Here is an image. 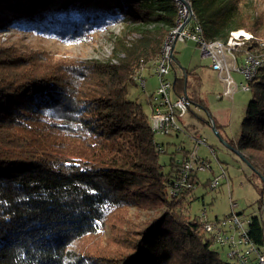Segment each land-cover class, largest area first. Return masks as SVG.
Instances as JSON below:
<instances>
[{"label":"trees","instance_id":"obj_1","mask_svg":"<svg viewBox=\"0 0 264 264\" xmlns=\"http://www.w3.org/2000/svg\"><path fill=\"white\" fill-rule=\"evenodd\" d=\"M237 2L191 0L206 39L225 41L235 30L230 20ZM175 19L174 0H0V30L70 43L120 22L139 34L121 46L122 57L117 53L105 62H52L0 50V264H91L88 255L71 256L69 245L128 206L164 213L132 229L117 252L94 257L96 264H237L204 232L202 217L184 214L190 189L169 194L179 177L176 152L169 153L163 171L159 156L165 152L156 150L151 111L146 115L128 98L127 86L137 85L135 72L159 57ZM246 44L257 45L253 39ZM171 73L174 95L186 94L207 111L194 70L181 69L173 59ZM249 92L240 130L224 146L243 156L263 197L264 62ZM186 113L209 124L193 108ZM247 235L264 249L259 216L249 218Z\"/></svg>","mask_w":264,"mask_h":264},{"label":"rangeland","instance_id":"obj_2","mask_svg":"<svg viewBox=\"0 0 264 264\" xmlns=\"http://www.w3.org/2000/svg\"><path fill=\"white\" fill-rule=\"evenodd\" d=\"M198 20V19H197ZM230 23L235 30L228 33L225 41L230 39L231 33L244 32L251 35L255 44L264 43V0H238L237 8L233 10ZM242 25L245 28H237ZM246 27H251L254 32H249ZM168 34L165 36L162 46ZM139 38V34L132 32L129 25L120 22L113 23L105 30L93 36V38L82 42H63L53 37L28 32L25 30L6 28L0 30V50L4 52H15L21 55L35 56L38 60L55 61H81L95 60L105 62L117 53L123 56L121 46H129L133 39ZM220 40V39H219ZM224 41V40H222ZM246 36L240 35L234 38L236 46L242 53L247 51ZM254 48V46H253ZM256 48V47H255ZM264 62V47L257 48ZM174 59L181 69L194 70L201 79L199 89L200 98L204 101L207 111L200 110L198 116L203 119L211 118L220 126L219 137H217L211 126L191 117L189 113L178 115V126L181 130L178 136L155 135V143H159L162 153L159 163L163 171H167L169 153L164 143L174 142L181 145L187 151L194 152L202 157L209 165V169L203 172H193L195 181L190 187V194L185 198L183 212L189 217L200 216L214 220L221 219L231 214H237L241 218L259 216L262 220V239L264 240V195L260 196L258 187L260 182L252 173L249 166L240 158L234 156L219 140L233 138L240 130L241 120L245 116V109L250 99V92L236 90L231 96H224L223 84L218 73L211 70L210 62L202 58L200 51L192 41L176 42L173 49ZM237 52V54H241ZM113 62H115L113 60ZM151 66L141 64L133 76L144 79L143 90L139 83L128 85V98L136 100L143 108L146 115L150 113L147 103L148 96H152L158 87V79L151 75ZM170 74V79L173 78ZM235 81H242V77L232 73ZM151 94V95H150ZM190 126V131L186 127ZM201 138L205 144L192 142V138ZM210 148V150L208 149ZM173 151V150H172ZM179 151L180 153H178ZM180 158L190 159L188 152L180 148L175 150ZM216 181V185L212 186ZM197 182V183H196ZM192 197V200L189 198ZM164 213V209L146 210L137 206H128L110 214L106 222L100 226L97 232L84 236L79 241L71 243L68 251L71 256L88 255L91 264H96L94 257L110 256L124 246L126 235L132 229H141L147 226L153 219ZM222 259H226L221 254Z\"/></svg>","mask_w":264,"mask_h":264},{"label":"built area","instance_id":"obj_3","mask_svg":"<svg viewBox=\"0 0 264 264\" xmlns=\"http://www.w3.org/2000/svg\"><path fill=\"white\" fill-rule=\"evenodd\" d=\"M174 0L176 6L175 26L169 31L163 47H161L159 57L153 62L152 74L158 79V87L153 93L154 105L150 113V127L155 135H169L180 132L177 124L178 115L185 114L189 108L199 110L192 104L186 94L176 96L173 93L170 79L173 63V49L176 42L192 41L200 51L202 58L210 62L212 70L216 71L223 84V95L231 96L236 90L249 91V84L255 78L258 68L263 63L257 48L264 47V43H257L254 48L242 53L236 46L234 38L236 33H231L228 41L219 39L209 40L203 36L201 23L197 20L191 0ZM252 38L246 34V39ZM240 52L241 54H237ZM242 77V81L237 82L232 77V73ZM134 80L144 87V79L134 77ZM197 144H205L204 139H198ZM209 149V148H208ZM156 150L162 153L160 144H156ZM177 158L180 164L179 177L169 187L171 196L178 194L185 188L190 189L194 183L192 181L193 172H203L209 169L208 163L191 153L190 159ZM216 185V181L212 186ZM203 230L208 234L214 244L223 247L230 259L237 264H264V249L260 251L248 238L249 218H241L237 214H231L221 219L209 220L202 217Z\"/></svg>","mask_w":264,"mask_h":264},{"label":"crops","instance_id":"obj_4","mask_svg":"<svg viewBox=\"0 0 264 264\" xmlns=\"http://www.w3.org/2000/svg\"><path fill=\"white\" fill-rule=\"evenodd\" d=\"M173 55H174V54H173ZM208 67L211 69L210 65H208ZM211 70H212V69H211ZM213 71H214V70H213ZM178 72H179V71H178ZM215 72H216V71H215ZM151 75H153V74H151ZM218 76H219V75H218ZM151 94H153V93H151ZM151 94H150V95H151ZM148 98H149V96H148ZM201 100H202V99H201ZM202 101H203V100H202ZM147 103H148V105L150 106L149 108H150V111H151V109H152V107H153V105H154V102L151 101V100L148 102V100H147ZM203 104H204V106L206 107L204 101H203ZM193 110H194L195 113H197V112L200 111L201 109L199 108V110H195V109H193ZM203 111H204V110H203ZM211 120H212V119L209 118V124H207V125L211 126ZM212 121H213V120H212ZM213 123H214V125L218 126L219 129H220V126L217 125V123H216L215 121H213ZM211 128H212V127H211ZM216 130H217V129H216ZM172 134H174V136H178L179 132H175V133H172ZM198 139H201V138L196 137V138H192L191 140H192V142L196 143V141H197ZM163 145H164L166 151H168L167 149H171V151L168 152V153H172V152H174L175 150H177V149H179V148H183L181 145L176 144V143H174V142H166V143H164ZM172 150H173V151H172ZM183 150H184L185 152H188V154H189L188 156H189V157L191 156L192 150H191V151H187L185 148H183ZM209 150H210V148H209ZM195 155H196L197 157L203 159L202 157H200L199 155H197V153H196ZM174 157H175V159H177V158L179 157V154H175Z\"/></svg>","mask_w":264,"mask_h":264},{"label":"water","instance_id":"obj_5","mask_svg":"<svg viewBox=\"0 0 264 264\" xmlns=\"http://www.w3.org/2000/svg\"><path fill=\"white\" fill-rule=\"evenodd\" d=\"M180 1H181L182 3H185L184 0H180ZM173 46H174V44H173ZM211 127H212V131H213V133H214L217 137H219V135H218V133H217V130H216V127H215V125H214V123H213L212 120H211ZM219 140L222 142L223 145H225L224 140H221V139H219ZM225 146H226V145H225ZM227 147H228V146H227ZM235 153H236V155H238V157H239L244 163H246L247 165H249L240 153H238V152H236V151H235Z\"/></svg>","mask_w":264,"mask_h":264},{"label":"bare ground","instance_id":"obj_6","mask_svg":"<svg viewBox=\"0 0 264 264\" xmlns=\"http://www.w3.org/2000/svg\"><path fill=\"white\" fill-rule=\"evenodd\" d=\"M236 34H237V36H240V35H244V36H246V34H245L244 32H242V31L237 32Z\"/></svg>","mask_w":264,"mask_h":264}]
</instances>
